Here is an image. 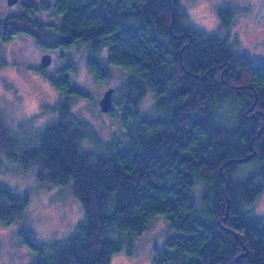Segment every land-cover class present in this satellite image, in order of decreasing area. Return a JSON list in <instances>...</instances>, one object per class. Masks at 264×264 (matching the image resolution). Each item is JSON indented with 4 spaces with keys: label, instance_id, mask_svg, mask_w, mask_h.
I'll return each instance as SVG.
<instances>
[{
    "label": "trees",
    "instance_id": "16d2710c",
    "mask_svg": "<svg viewBox=\"0 0 264 264\" xmlns=\"http://www.w3.org/2000/svg\"><path fill=\"white\" fill-rule=\"evenodd\" d=\"M54 4L58 23H34L28 10L11 15L0 22L2 41L29 34L49 49L84 43L98 80H109L110 65L131 76L118 101L124 136L111 142L73 117L70 99L87 95L72 84L69 64L56 77L44 74L65 99L33 138L0 112V161L36 166L42 181L72 187L85 210L65 244L37 242L21 229L35 264H111L121 232L142 234L159 216L173 233L156 248L154 264H264V216L253 210L264 192V65L227 37L190 27L181 0ZM233 12L219 14L228 23ZM149 93L156 99L144 111ZM245 164L254 167L239 178ZM28 204L0 187V223L17 224Z\"/></svg>",
    "mask_w": 264,
    "mask_h": 264
},
{
    "label": "rangeland",
    "instance_id": "374dc122",
    "mask_svg": "<svg viewBox=\"0 0 264 264\" xmlns=\"http://www.w3.org/2000/svg\"><path fill=\"white\" fill-rule=\"evenodd\" d=\"M22 1L40 4L42 0H17L11 5L9 0H0V20L23 13ZM181 6L188 15L190 27L227 37L236 52L264 65V0H181ZM228 8L234 12L227 23L219 12ZM41 20L59 22L55 13H44ZM45 53L51 55V63L43 69L41 61ZM89 55L90 49L84 43L49 49L27 34L15 35L8 42L0 43V112L5 122L22 137L33 138L55 120L57 103L65 99V94L47 76H58L69 64L72 84L87 95L75 93L70 99L73 117L88 125L102 143L123 138L118 101L121 88L131 74L120 66L110 65L109 80L100 81L87 66ZM110 87L115 88L112 110L104 112L100 99ZM155 99L152 93L147 94L141 108L150 110ZM245 165L239 178H245L254 167ZM18 166L21 170L6 159L0 161V187H8L29 199L24 216L17 224L0 223V264H35V252L22 241V228L33 232L37 242L65 244L85 220L84 207L72 187L51 183L48 178L42 181L36 166ZM194 195L199 204L202 193L195 191ZM253 208L254 213L264 216V192L254 201ZM170 233L173 230L163 216L154 218L142 234L129 236L121 232L122 250L112 258L111 264H154L156 248L165 246Z\"/></svg>",
    "mask_w": 264,
    "mask_h": 264
},
{
    "label": "flooded vegetation",
    "instance_id": "af4514ba",
    "mask_svg": "<svg viewBox=\"0 0 264 264\" xmlns=\"http://www.w3.org/2000/svg\"><path fill=\"white\" fill-rule=\"evenodd\" d=\"M17 2V1H16ZM9 3V2H8ZM15 3V2H14ZM13 3V4H14ZM10 4V3H9ZM11 5V4H10ZM21 6L23 7V13H19V14H16V15H21V14H24L25 11H29V19L32 20L34 23H45V24H52L51 22H45L43 20H41L42 18V15L44 13H54V7H55V4L54 2H48V1H45V0H42L40 4H37V3H29V2H23L21 3ZM11 16V15H10ZM4 20V19H2ZM0 20V22L2 21ZM2 33L4 32L3 30L1 31ZM28 36L32 37L34 39V37L32 35H29L27 34ZM4 39V37H2V35L0 36V43H4L2 40ZM35 40V39H34ZM36 41V40H35ZM46 54V53H45ZM44 55V54H43ZM42 55V57H43ZM41 64H42V61H41ZM44 66L42 65V68ZM44 69V68H43ZM42 69V70H43Z\"/></svg>",
    "mask_w": 264,
    "mask_h": 264
},
{
    "label": "water",
    "instance_id": "95a60500",
    "mask_svg": "<svg viewBox=\"0 0 264 264\" xmlns=\"http://www.w3.org/2000/svg\"><path fill=\"white\" fill-rule=\"evenodd\" d=\"M16 1L17 0H9V3L13 4ZM50 63H51V55L49 53L44 54L43 57H42V65L43 66H48ZM114 91H115L114 87L108 88L105 91V93L102 96V98L100 99V106H101L102 111L108 112L111 109V107L113 105V94H114ZM263 129H264V124L262 125L259 133H261L263 131ZM243 256H245V254L241 253L236 258V260L240 261Z\"/></svg>",
    "mask_w": 264,
    "mask_h": 264
}]
</instances>
